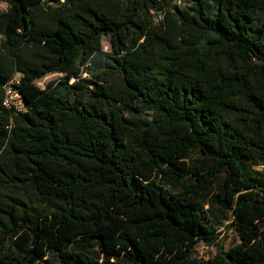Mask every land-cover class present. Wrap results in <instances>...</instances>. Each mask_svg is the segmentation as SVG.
Instances as JSON below:
<instances>
[{
    "label": "trees",
    "instance_id": "16d2710c",
    "mask_svg": "<svg viewBox=\"0 0 264 264\" xmlns=\"http://www.w3.org/2000/svg\"><path fill=\"white\" fill-rule=\"evenodd\" d=\"M0 3V264H264V0Z\"/></svg>",
    "mask_w": 264,
    "mask_h": 264
},
{
    "label": "rangeland",
    "instance_id": "374dc122",
    "mask_svg": "<svg viewBox=\"0 0 264 264\" xmlns=\"http://www.w3.org/2000/svg\"><path fill=\"white\" fill-rule=\"evenodd\" d=\"M8 9V5L6 3H0V10L4 11ZM103 49L106 52H112V42L111 37L106 35L103 37ZM63 75L60 73H50L46 75L45 77L37 80L35 84L40 88H45L46 85L51 82L58 80ZM86 77V75H83ZM20 76H17L16 79L18 80ZM256 170L261 171L258 167H256ZM217 215L218 217L224 222L222 226L219 227L220 238L218 241L219 246L223 247L224 250H228L232 245L239 242L237 233L235 232L233 227H230L231 220H232V214L230 212H224V213H218L215 216V220L217 221ZM218 250V247L216 245H207L204 242H200L197 245L196 251L197 255L204 258H210L216 255Z\"/></svg>",
    "mask_w": 264,
    "mask_h": 264
},
{
    "label": "built area",
    "instance_id": "2783aa9c",
    "mask_svg": "<svg viewBox=\"0 0 264 264\" xmlns=\"http://www.w3.org/2000/svg\"><path fill=\"white\" fill-rule=\"evenodd\" d=\"M178 3L181 4L182 0H178ZM20 83V80L16 79L10 83H8L5 86L6 90V95L4 99V106L6 107H12L15 106L18 109L23 108L22 100H21V95L18 93V91L15 89L14 85H18ZM261 171H264V165H259L257 166Z\"/></svg>",
    "mask_w": 264,
    "mask_h": 264
}]
</instances>
